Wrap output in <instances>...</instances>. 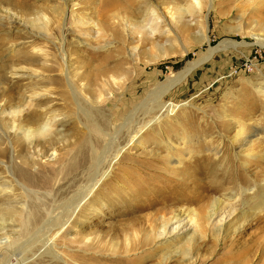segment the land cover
<instances>
[{"label":"rangeland","instance_id":"374dc122","mask_svg":"<svg viewBox=\"0 0 264 264\" xmlns=\"http://www.w3.org/2000/svg\"><path fill=\"white\" fill-rule=\"evenodd\" d=\"M150 11L159 12V29L140 31L134 23L147 21ZM262 35L264 0H0L1 104L6 98L28 101L34 90L56 92L54 76L67 65L69 76L81 79L79 111L57 105L59 99L51 108L67 111L56 125L61 135L55 157L48 147L45 158L31 144L18 148L15 134L21 133L15 122H6L3 108L0 237L15 236L0 249V262L24 256L23 264H76L84 255L99 264H264V207L239 195L252 183L256 188L257 180V190H264V45L257 43ZM206 56L162 96L161 105L177 106L173 111L163 106L138 112L139 124L153 115L159 119L141 132L137 146L127 144V130L121 129L112 147L121 148L118 157L109 155L111 162L105 156L98 166L86 157L77 167L97 126L114 134L124 111ZM240 127L248 144L233 140ZM77 133L85 137L80 146L73 145ZM99 140L98 150L107 136ZM23 154L36 159L33 168L22 165ZM20 167L28 179L19 175ZM103 170L107 175L84 199L76 222L48 236L54 237L52 246H44V235L30 241L31 214L41 224L64 212ZM137 190L140 198L133 194ZM217 196L225 204L208 223L204 213L209 198ZM188 208L199 227L183 215L169 222L162 242L150 241L163 218ZM129 246L134 249L126 254Z\"/></svg>","mask_w":264,"mask_h":264},{"label":"bare ground","instance_id":"6f19581e","mask_svg":"<svg viewBox=\"0 0 264 264\" xmlns=\"http://www.w3.org/2000/svg\"><path fill=\"white\" fill-rule=\"evenodd\" d=\"M4 1L10 2L12 0H4ZM149 16H150V18L147 21H145L144 19H142L141 21H136L134 23V26L139 28L140 31L143 28L144 29L146 28L147 30H150L152 33L156 32L159 29V25L161 23V17L159 15V12L158 11H150ZM8 17H10L11 19H15L13 14H8ZM176 22H179V19L176 20ZM102 35H101V37H102ZM257 43L264 45V35H262L261 38L257 39ZM234 44L235 43H233V45ZM213 50L214 49H210L209 52L212 53ZM42 56H44L46 59V54H43ZM61 58L63 59V56ZM206 59H207V56L198 60V61H194L192 63H189L187 66H185V68H183V70H181L178 74H176L175 77H172L167 82H165V83L153 88L152 90H150L148 92L146 98L139 105L137 104L134 107L132 106V108H130V110L124 111L123 112L124 117H122V115H121V118H123V121L118 124V127H117L118 129L114 132V134L109 135L105 132L106 130L104 131V129H101V127L97 126V128H96V132H97L96 136L97 137H95V139L93 140V143H91L90 148H89V146H88V148H87V146H85L80 151V153H81L80 154V160L77 163L78 164L77 167H82L86 164V157H87V160H89L90 162H94V166L95 165L98 166L99 163L101 162L102 158H105V156L107 157V156L113 154L111 156L112 158L118 157L117 155L119 154L121 148H117L113 152L112 147L114 144H117L118 140L116 137H117V135L121 129L127 130L126 131L127 132V134H126L127 140L125 139L127 141V144L129 143L128 145L131 146V148L137 146L138 145V139H139L141 132L146 130L154 122H158L157 120L159 119V116L153 115V117L151 116L148 119L146 118L147 120L144 119L145 121H142L143 123L141 122V124H139L138 121H136V116L138 115V112L142 111L143 114H147L148 111H151V108H153V109L159 108L160 109L163 106H165V105H161L162 96L166 92H168L175 84L182 81L185 78V76H187L193 68H195L200 63L204 62ZM63 63H64V61H63ZM65 67L66 68L63 67V69H62V74H57L56 76H54V80H55L56 84H58V86H59L58 89L56 90V92L54 90H51V89L34 90L29 95L28 101L23 100V101H20L18 103L17 102L15 103L14 100L9 99V98H6L4 100V103H2V104L0 101V117H1V119L6 117L9 114L8 118L7 119L5 118L6 122H8L9 120H11L12 123L15 122L16 123L15 124L16 129L19 130L21 133L20 135L14 133L16 135L15 140H14L15 141L14 143L16 144V146L18 148H20L23 145L25 146L26 144L27 145L31 144L32 147L38 148L37 151H38L41 158H43V157L45 158V155H46L45 152L48 148L51 149V151H52L51 155L53 157H55L56 155H58L60 153L59 148H57V145H59V144L56 145L57 141L55 138H56V136H58V135L60 136L61 134H60V130L57 129L56 125L59 121H61L63 118H65L67 116V111L55 112V110H52L51 108L54 105L56 106V103H57L56 101L60 100L61 103H58L57 105L61 104L62 107H65L66 105H69V106L74 105L78 111L80 110V106L77 102V99H75V97L77 98L79 95L78 89H80V86H81V85H79L80 84L79 82L81 81V79H80L79 75L74 74L73 72H72V75L70 77L69 76V73H70L69 66L67 65ZM35 73H36V71H35ZM73 76L75 77V79L73 78ZM68 77H70V78H68ZM56 99H59V100H56ZM154 102H155V105H154ZM46 103H47L46 106L41 107L43 104H46ZM151 104L154 106L150 107V108L146 107V106L151 105ZM5 107L8 108V113L5 116H3V115L1 116V114H3V108H5ZM120 107H118V108H120ZM175 107H177L175 104H170V103L167 104L165 106V110H166V108L168 109L166 113L173 111ZM76 113L77 112L73 113L74 118H77ZM11 121H10V123H11ZM7 127L8 126H4V130H2V129L1 130L4 132H7L8 130H5V129H7ZM11 128L12 127H10V129ZM104 135L107 136L106 143H104V146L101 149L99 148V150H98V146L100 145L99 138H101ZM242 135H244V130L242 127H240L234 133L233 140L235 142H239L242 140L241 138H243L244 143L248 144L249 141L245 140L246 136L243 137ZM84 138L85 137H84L83 133L75 134V137L73 139V141H74L73 145L80 146V144ZM59 142H61V141H59ZM1 144H2V142L0 143V158L1 157L4 158L6 155V148L4 146H2ZM35 151H36V149H35ZM39 155H37V156L39 157ZM244 155L247 157H251L252 153L251 152H244ZM28 157H27V155L25 156L24 154L20 157L22 165L23 166H31V167L34 166L36 164V159L31 158L32 156H30V158H28ZM33 157H35L34 154H33ZM111 157L109 158L108 161H111V159H112ZM258 157L263 158L261 153L258 154ZM88 167L91 168L92 164L90 163ZM7 169H8V172L10 173V170L8 167H7ZM18 172H19V175L24 180L28 179V177L30 176V174L27 172V170L24 167H20L18 169ZM106 175H107L106 171L103 170L100 174V177L98 179H96L94 184L90 185L88 187V190L84 194H82L80 198L75 199L76 200L75 202L68 205L64 212H62L58 215H55V216H51V215L47 216V218H45L41 224L40 223L38 224V221L40 220L39 219L40 216L38 214H31V219H29L28 222H29V225H33V227H35V232H33V235H31L30 241L31 240H32V242L37 241L40 237H42L44 235L45 236L44 241H43L44 246H47V247L52 246L53 238L56 237L55 235L59 234V231H61V229H64L62 227L65 224H67L65 226V228L67 227L65 230H67L69 228V226L72 224V222L73 223L76 222V221H74V219L76 217H78V215H81V212L83 211V209H85L84 199L89 194H91V195L93 194V192H94L93 188L96 185V183L100 180V178H103ZM11 176L12 175H10V177H9L10 179H11ZM19 186L24 192L28 191L23 186H21V185H19ZM258 186H259V184H258V180H257V187L256 188H254V183H252L251 186H249L244 191H242V193H239V195L243 198L249 197L251 200H255L256 201L255 204L258 207L262 205V208H263L264 207V190H260V191L257 190ZM247 191H248V193H247ZM243 192H245V193H243ZM142 193L143 192L141 190H137V191L133 192V194L135 196H137L138 198H140ZM224 200L225 199H222V197H220V196L209 198L208 208H207V211H205V213H204V217L208 223L212 220L213 216L220 210V208L225 204ZM23 210H25V206H21L19 209L20 212H23ZM183 215H185L186 217L188 216V220H191L192 223H194L195 227H199L198 226L199 225L198 220H196V218H195L196 212H194V210L192 208H188L187 210H184V211L179 210L176 213H173L172 216H170L169 218H163L162 219L161 223L158 226L157 233L152 236L150 241L162 242V239L168 235L167 226H168L169 222H171L172 220H178ZM2 223L3 224H1L0 227L5 228L4 221ZM222 225L223 224L221 222L220 224H218L216 226L215 229L218 233H220L222 231ZM3 234H5V232ZM11 234H13V233H9V235L5 236L4 238L0 237V249L5 247V245L11 244L10 238L15 236V235H11ZM17 234H19V233H17ZM49 235H51V236L54 235V237L48 238ZM87 240H88V238L85 240V242ZM130 244L133 245V243L131 241H130ZM132 249H134V247L129 246V248L126 249V251H125L126 254L130 253L129 251ZM259 255H261L264 259V251L259 253ZM23 257H21L22 259H20V258L16 259L15 262L5 261L2 263L0 262V264H5V263L23 264L24 259H25ZM76 264H99V263L96 260V258L93 256L85 257L84 255H78Z\"/></svg>","mask_w":264,"mask_h":264}]
</instances>
